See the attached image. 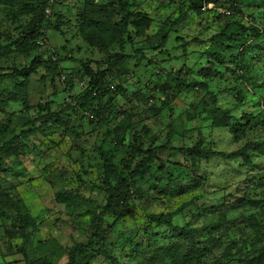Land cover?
<instances>
[{
    "label": "clouds",
    "instance_id": "clouds-1",
    "mask_svg": "<svg viewBox=\"0 0 264 264\" xmlns=\"http://www.w3.org/2000/svg\"><path fill=\"white\" fill-rule=\"evenodd\" d=\"M0 264H264V0H0Z\"/></svg>",
    "mask_w": 264,
    "mask_h": 264
}]
</instances>
